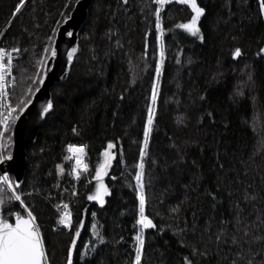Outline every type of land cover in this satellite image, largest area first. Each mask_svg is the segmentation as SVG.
<instances>
[{"label":"trees","instance_id":"obj_1","mask_svg":"<svg viewBox=\"0 0 264 264\" xmlns=\"http://www.w3.org/2000/svg\"><path fill=\"white\" fill-rule=\"evenodd\" d=\"M77 1L24 0L16 11L20 0H0V46L19 53L15 115L38 88L56 30ZM196 2L205 11L194 36L178 27L191 19L190 5L92 1L68 79L52 88V112L27 149L23 180L15 187L10 177L13 194L0 189L4 219L32 212L45 264H67L70 246L72 264H133L138 232L140 264H264L262 0ZM150 105L155 115L145 147ZM109 141L115 156L99 181L108 190L101 204L88 196ZM69 144L85 146L87 169L78 179ZM138 190L155 227L137 224ZM65 210L69 229L59 223Z\"/></svg>","mask_w":264,"mask_h":264},{"label":"snow or ice","instance_id":"obj_2","mask_svg":"<svg viewBox=\"0 0 264 264\" xmlns=\"http://www.w3.org/2000/svg\"><path fill=\"white\" fill-rule=\"evenodd\" d=\"M170 2V0H155L157 5H163ZM177 3L190 5L193 15L191 19L187 22L181 23L178 27L186 30L188 33L192 35H198L200 29L198 27L197 21L200 16L204 13L205 9L199 7L196 0H175ZM24 4V0H20V3L16 5V11H19L21 6ZM261 12L264 13V0L260 5ZM161 8H156V28L157 30L161 29ZM15 14V13H14ZM55 31V29L53 30ZM69 36L72 33H68ZM202 38V37H201ZM12 51H18L17 49H13ZM261 52H264V48L260 49ZM72 52H75V49H72ZM72 52H69L68 59L71 61ZM241 50L237 48L233 52V56L236 57L240 54ZM55 50H53L52 55L54 56ZM7 60V63H5ZM12 66V56L11 54L4 48H0V94H3V86H4V73L6 69H11ZM161 71V62L157 61L156 64V72L159 75ZM158 85L153 83V92H152V100L155 101L157 94ZM52 108V102L49 101L47 106L44 108V112H48L49 109ZM155 115L154 108L150 105L148 108V116L147 122L144 126V145L147 146L148 137L150 128L153 122V117ZM3 120H0V124H4ZM75 131V129H73ZM114 147L113 143L109 141L108 147L104 150L102 155L105 157L104 163L97 167L95 179L98 181L96 186V191L94 194L89 195V200L99 201L101 204L104 202V196L107 193V188L103 183L99 181L102 180L103 175L105 174V169L107 168L110 160L113 157V153L110 151ZM69 153L72 157L75 158V166L73 168V172H76L78 168L83 167L87 169V165L84 164L82 160V154L84 152V145H75L69 144L67 146ZM140 155L143 157L145 155V148L142 147L140 150ZM65 159H69V157H65ZM0 160H3V157L0 156ZM59 167V166H58ZM140 169H143V163L138 165ZM141 175L142 172L138 171L136 175L138 188L142 189L141 185ZM8 179V174L5 173L3 176H0V181H6ZM8 187H12V185H8ZM137 196L140 201V213L139 219L137 220V224L141 225L142 228H150L155 227L152 220L149 219L144 214L145 208V197L142 193V190L137 191ZM16 200H20L19 196L14 195L13 197ZM2 203V201H0ZM23 203V202H21ZM64 208L67 210L68 205H64ZM71 213L65 211L59 223L63 224L65 227L71 226ZM98 239L101 241L104 239L98 232H94ZM219 239V237H217ZM136 240L138 244L135 249V260L133 264H140L141 261V252L143 246V236L138 232L136 235ZM73 245H75L76 240L73 238ZM72 252L73 248L70 246L68 248V261L67 264H72ZM46 260V254L44 250V246L42 243L39 226L35 223V217L33 216L31 211H28L27 218L21 216L20 214H16V223L11 224L7 219L0 217V264H44Z\"/></svg>","mask_w":264,"mask_h":264},{"label":"water","instance_id":"obj_3","mask_svg":"<svg viewBox=\"0 0 264 264\" xmlns=\"http://www.w3.org/2000/svg\"><path fill=\"white\" fill-rule=\"evenodd\" d=\"M92 1L78 0L69 17L56 30L49 57L42 68L39 86L31 96V99L21 109L14 122L11 133V154L5 160L2 172L13 177L15 187L20 186L25 175L27 149L35 144L43 122L52 112L53 104L48 112L43 111L48 102H52V88L68 79L78 52L79 35L88 18ZM69 32L72 33L71 36L68 35ZM72 49H75V52H72ZM53 50L56 53L54 56L52 55ZM69 52H72L71 61L68 59ZM0 217L3 218L1 203ZM23 217L27 218V216ZM8 222L15 224L16 216L12 218V221ZM45 262L46 260L44 264Z\"/></svg>","mask_w":264,"mask_h":264},{"label":"built area","instance_id":"obj_4","mask_svg":"<svg viewBox=\"0 0 264 264\" xmlns=\"http://www.w3.org/2000/svg\"><path fill=\"white\" fill-rule=\"evenodd\" d=\"M0 48H4L1 47ZM6 49L12 56V66L11 69H6L4 73V86H3V94H0V120H3L5 123L0 124V156L2 155V137L4 135V132L11 121L12 117L15 114L16 109L13 106V100H12V91L15 86L16 82V74H15V67L17 60L19 59V53L18 51H12L13 49ZM5 63H7V60H5ZM5 158L3 157V160H0V176H3L5 173L2 172V169L4 167ZM11 185L10 181L7 179L6 181H0V187L2 189H5L12 193V187H8V185ZM66 211V210H65ZM65 211L62 212L61 218ZM71 219V217H70ZM72 223V221H71ZM60 225L66 229H69V227H65L63 224L60 223Z\"/></svg>","mask_w":264,"mask_h":264},{"label":"rangeland","instance_id":"obj_5","mask_svg":"<svg viewBox=\"0 0 264 264\" xmlns=\"http://www.w3.org/2000/svg\"><path fill=\"white\" fill-rule=\"evenodd\" d=\"M15 109L17 110V107H15ZM18 114H19V113H17V114L12 118V120H11V122H10L9 124H13V125H14V122H15V120H16ZM9 126H10V125H9ZM7 129H8V128H7ZM11 133H12V131H11ZM11 137H12V136H11ZM8 141H9L8 138L3 136V141H2V143H3L4 147H6V145L8 144ZM110 151L112 152V149H110ZM114 156H115V155H113V157H112V159L110 160V162H109L107 168L104 170V171H105V174H104L103 176H106V175L109 173V171H110V166H111V163L113 162ZM8 157H10V155H9ZM82 157H83V154H82ZM104 160H105V157L102 156V164L104 163ZM83 169H84L83 167L78 168L76 172H73V177H74L75 179H78V173H79L80 171H82ZM10 177H11V176H9L8 179H11ZM1 190H2V189H1ZM95 191H96V188H95ZM94 193H95V192H94ZM106 194H107V193H106ZM106 194H105V195H106Z\"/></svg>","mask_w":264,"mask_h":264}]
</instances>
